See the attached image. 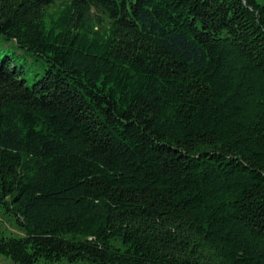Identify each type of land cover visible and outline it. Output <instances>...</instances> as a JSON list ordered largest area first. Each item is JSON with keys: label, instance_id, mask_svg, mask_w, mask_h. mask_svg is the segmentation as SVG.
Returning a JSON list of instances; mask_svg holds the SVG:
<instances>
[{"label": "trees", "instance_id": "obj_1", "mask_svg": "<svg viewBox=\"0 0 264 264\" xmlns=\"http://www.w3.org/2000/svg\"><path fill=\"white\" fill-rule=\"evenodd\" d=\"M1 210L20 264H264V0H0Z\"/></svg>", "mask_w": 264, "mask_h": 264}, {"label": "rangeland", "instance_id": "obj_2", "mask_svg": "<svg viewBox=\"0 0 264 264\" xmlns=\"http://www.w3.org/2000/svg\"><path fill=\"white\" fill-rule=\"evenodd\" d=\"M2 45V42H1ZM0 228L4 229L8 234H20L22 231L16 225L14 218L8 215L4 210L0 211ZM0 264H20L19 262L13 260L11 257L0 254ZM35 264H95L88 260H78L76 262L70 263L66 260L62 261H48L46 259H40Z\"/></svg>", "mask_w": 264, "mask_h": 264}]
</instances>
